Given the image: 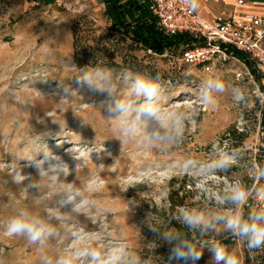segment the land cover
I'll return each mask as SVG.
<instances>
[{
	"label": "rangeland",
	"instance_id": "obj_1",
	"mask_svg": "<svg viewBox=\"0 0 264 264\" xmlns=\"http://www.w3.org/2000/svg\"><path fill=\"white\" fill-rule=\"evenodd\" d=\"M104 10L102 0H0V264H38L40 253L35 246L23 238L3 235L13 203L22 206L35 200L38 207H47L34 194L22 191L8 175L15 163L24 174L38 179L37 170L20 158L34 151L37 136L72 169L68 182H82L98 205L111 208L107 214L91 211L90 220L81 215L73 223L106 243L127 240L147 264H167L170 250L162 244L154 252L156 246L149 244L156 237L142 221L152 210L150 204L154 213L167 219L177 206L191 205L195 198L189 179L170 169L173 158L189 151L203 156L213 141L231 139L235 146L251 149V160L264 164V107L256 101L257 95H264V78L250 63L244 66L234 59L217 63L212 72L246 86L253 94L249 107L238 108L222 95L217 110L199 108L197 126L189 128L187 142L167 155L135 144L126 143L122 148L98 108L105 96L81 87L73 78L79 67L100 64L114 72L130 69L153 77L159 74L170 103L194 101L200 79L208 73L182 64L176 51L157 55L132 46L128 36L123 38L124 44H118L120 34L111 29ZM74 32L79 37L78 56ZM100 37L104 45L97 49ZM93 51H97L96 60ZM60 80L78 93L60 100L55 95ZM72 148L82 160L76 172L77 161L69 152ZM102 148L104 151L95 152ZM46 183H41L42 191ZM249 206H255V201H250L245 211ZM100 226L105 231L98 233ZM222 242L240 255L241 264H252L243 242L230 237ZM255 255L256 264H264V252ZM210 256L205 249L198 264H206ZM172 264L185 262L173 260Z\"/></svg>",
	"mask_w": 264,
	"mask_h": 264
},
{
	"label": "clouds",
	"instance_id": "obj_2",
	"mask_svg": "<svg viewBox=\"0 0 264 264\" xmlns=\"http://www.w3.org/2000/svg\"><path fill=\"white\" fill-rule=\"evenodd\" d=\"M183 2L194 13L200 8L199 0ZM73 78L81 87L105 96L98 108L122 148L126 143L135 144L164 155L187 142L189 128L197 126L199 108L217 110L222 95L238 108H247L253 102L246 86L212 71L200 79L194 101L172 103L164 96L159 74L153 77L130 69L114 72L95 64L79 67ZM77 93L70 83L60 80L55 95L63 100ZM256 101L264 107V95H257ZM33 146L32 153L20 158L37 170L38 179L24 174L15 163L10 165L8 175L22 191L34 194L47 207H38L35 200L22 206L13 203L3 235L23 238L35 246L40 253L38 264H147L127 240L106 243L73 223L81 215L90 220L91 211L107 214L111 208L98 205L91 189L82 182H68L72 169L53 155L41 137L34 138ZM250 150L235 146L231 139H217L203 156L189 151L170 161L174 174L189 179L195 198L191 205L177 206L167 219L154 213L150 204L152 210L142 221L156 237L149 242L156 246L154 252L162 244L170 246L167 264L173 260L198 264L205 249L211 254L206 264H241L240 255L222 242L229 237L243 242L248 259L256 264L255 254L264 252V164L251 160ZM69 152L77 161L76 172L82 160L74 148ZM41 153L43 158H39ZM43 181L47 183L42 191ZM250 201H255V206L245 211ZM67 206H71L70 211L64 210ZM103 231L100 226L98 233Z\"/></svg>",
	"mask_w": 264,
	"mask_h": 264
},
{
	"label": "built area",
	"instance_id": "obj_3",
	"mask_svg": "<svg viewBox=\"0 0 264 264\" xmlns=\"http://www.w3.org/2000/svg\"><path fill=\"white\" fill-rule=\"evenodd\" d=\"M146 1L164 34H187L193 38L191 46L176 49L182 64L200 67L209 73L217 63L234 59L244 66L250 63L255 72L264 78V15L253 11L242 14L223 12L205 20L183 0ZM244 4V0L237 1L238 8ZM236 52L245 59L237 57Z\"/></svg>",
	"mask_w": 264,
	"mask_h": 264
},
{
	"label": "trees",
	"instance_id": "obj_4",
	"mask_svg": "<svg viewBox=\"0 0 264 264\" xmlns=\"http://www.w3.org/2000/svg\"><path fill=\"white\" fill-rule=\"evenodd\" d=\"M105 4L104 15L111 21V29L117 31L120 37L116 40L118 44L123 43V38L128 36L131 39V45H135L142 50L151 51L157 55H163L167 52L172 53L180 46H191L194 43L193 38L187 34L167 36L159 28L157 19L149 10L146 0H102ZM77 33L74 32V52L78 56L80 43ZM109 41V40H108ZM103 46V39L100 37L96 41V47ZM97 51H93V58ZM235 55L241 59L245 57L236 52ZM96 60V58H95ZM95 63V62H94ZM261 83V82H260ZM264 126V117H263ZM175 206V202H172Z\"/></svg>",
	"mask_w": 264,
	"mask_h": 264
},
{
	"label": "crops",
	"instance_id": "obj_5",
	"mask_svg": "<svg viewBox=\"0 0 264 264\" xmlns=\"http://www.w3.org/2000/svg\"><path fill=\"white\" fill-rule=\"evenodd\" d=\"M126 0H122L125 2ZM238 0H199L200 8L198 13L205 20H210L220 13L237 12L242 14L253 11L259 15H264V0H244L245 4L238 8Z\"/></svg>",
	"mask_w": 264,
	"mask_h": 264
}]
</instances>
